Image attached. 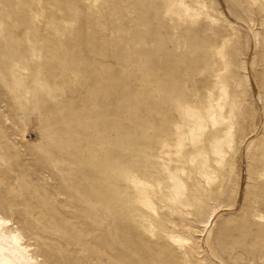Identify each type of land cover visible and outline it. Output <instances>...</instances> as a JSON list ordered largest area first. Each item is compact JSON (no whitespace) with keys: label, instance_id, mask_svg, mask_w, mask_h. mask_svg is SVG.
Returning a JSON list of instances; mask_svg holds the SVG:
<instances>
[{"label":"bare ground","instance_id":"bare-ground-1","mask_svg":"<svg viewBox=\"0 0 264 264\" xmlns=\"http://www.w3.org/2000/svg\"><path fill=\"white\" fill-rule=\"evenodd\" d=\"M254 1L237 2L233 6L235 9L224 4L222 14L217 13L221 16L215 14L218 16L215 25L225 27L231 31L229 34H233V38L227 40V33L226 41L234 39L236 42V51L233 48L234 54L229 56L223 43H215L217 46L206 43V48L196 45L198 50L189 59L187 55L172 53L175 49L173 46L169 48L171 42L169 47L166 46L169 38L161 34L159 40L165 46L156 50L146 66L147 71H160V75L156 77V90L151 86L145 87L146 98L137 94L134 79L125 75L118 66L117 60L131 54L130 50L117 49L105 42L104 58L90 65L91 59L85 55L94 53L97 34L90 35L89 41L84 42L72 39L66 31L62 32L61 38L70 48V61L80 68L92 66L96 69L90 85L79 78L76 79L78 83L75 81L79 97L95 103L97 109L90 119V127L100 131L97 141L88 132L84 136L89 154L81 155L79 163L82 177L90 179L100 190L101 199L112 207L115 234L110 254L112 264H184L186 256L193 260L192 264H207L198 255H205L211 264H231L220 252L229 249L231 238H240L238 232L242 224L230 220L240 204L242 192H235L227 183H230L232 174L235 177L242 171L244 163L248 168L253 165V171L264 174V65L260 71L255 69L257 50L261 46L260 34L256 21L241 19L236 12H251ZM193 9L194 5L190 8L187 0H135L134 4L143 24H147L151 13H157L160 20L168 18L175 22L174 27L187 18H195L197 15ZM28 17L31 19V14ZM77 31L78 38H81L84 28ZM242 31L247 33L251 48V56L245 60V66L242 64L247 71L244 78L240 76L238 67L241 64L239 53L246 39L243 38L242 42L243 36L238 37L235 33ZM147 36L148 33L143 36L144 41H147ZM169 41L173 42V39ZM111 58L115 66L111 65ZM260 59L264 64V53ZM51 67L60 73L56 66ZM97 68L98 76L110 81L107 87L97 83ZM251 70H256L254 79L258 92L253 97L259 107L258 120L254 126H249L251 129L245 135L240 157L236 153L235 134L238 127L243 122L248 123L249 116L258 110L253 106V110L247 112L254 102L249 99L251 96L248 97V90L254 92L250 83ZM82 71L77 75L84 76ZM201 73L206 74L204 83L195 80ZM68 80L63 74L62 82L67 83ZM188 83L192 85L190 90L186 88ZM100 93L110 97L108 104H101L98 99ZM78 102L77 98L64 96V103L69 107ZM124 112L129 113V121L122 120ZM53 123L67 135L74 130V122L68 114L55 117ZM257 147L258 155L251 165L250 155ZM57 194L68 196L67 207L77 209L76 214L82 217L80 205L75 199H70L74 195L67 192L63 183L59 184ZM209 202L207 217L200 222L195 241L189 237V216L205 210ZM194 204L196 206L191 210ZM7 205L0 196V207L5 209ZM59 215L62 212L54 213L55 217ZM82 224H85L86 233L94 231L87 221H82ZM233 229L236 230L234 235ZM103 234V239L94 242L93 250L99 243L107 244ZM257 235L253 236L257 239L252 238V241L263 246L264 230H258ZM27 237L0 210V264H49L56 259L55 254L48 255L46 251L45 258L40 257L43 253ZM215 239L217 249L214 248ZM258 253L262 255L260 250ZM233 264H240L239 256L235 257Z\"/></svg>","mask_w":264,"mask_h":264},{"label":"rangeland","instance_id":"rangeland-1","mask_svg":"<svg viewBox=\"0 0 264 264\" xmlns=\"http://www.w3.org/2000/svg\"><path fill=\"white\" fill-rule=\"evenodd\" d=\"M237 2L242 0H187L190 8L194 5L193 11H196L197 16L187 18L174 27L175 22L168 18L160 20L157 13H151L147 24H143L134 10L135 0H0V196L8 203V207H0V210L35 243L38 251L43 253L40 257L45 258L46 251L48 255L55 254L54 261L57 262L51 261L53 264H112L110 254L115 241L112 207L109 202L101 199V192L92 181L82 177L79 163L81 155L89 154L83 141L84 136L88 132L97 141L100 131L90 127V119L97 107L95 103L86 102L79 97L75 81L79 78L84 84L90 85L91 76L96 69L92 66L80 68L70 61V48L61 38L62 32L66 31L72 39L84 42L89 41L90 35L97 34L94 53L85 55L91 59L90 65L104 58L105 42L117 49L130 50L131 54L117 60L118 66L125 75L134 79L137 94L146 98L148 93L145 87L151 86L156 90V77L160 75V71H147L146 66L156 50L165 46L159 40L161 34L169 38L166 46L170 45V49L174 47L172 53H181L178 55L183 57L187 55L189 59L198 50L197 46L206 48V45L214 46L215 43H223L228 56L234 54L236 42L234 39L235 43L232 40L226 41L231 31L216 26L215 23L223 12L224 4H230L233 8ZM236 12L241 19H252L257 23L261 46L257 50L258 63L255 69L260 71L264 65L260 59L264 53V0H255L251 12ZM80 28H84V33L78 38L77 30ZM147 33L146 40L150 39V42L144 41L143 36ZM235 33L238 37L243 36L242 42L246 39L245 44L243 43L245 46L242 45L243 49L239 53L241 64L238 67V70L241 69L238 71L240 76L244 78L247 73L244 71L245 60L251 56L250 42L246 32ZM229 36L227 40L233 38V34ZM179 37L182 39L178 40ZM172 39L173 42L169 41ZM110 63L115 66L112 58ZM52 65L60 73L54 72ZM80 70L85 72L84 76L77 75ZM256 70H251L250 80L254 92L247 89L248 97L251 96L249 99L252 100L255 99L254 93L258 92L254 79ZM98 73L99 68L97 83L101 87H107L110 81L99 77ZM63 74L69 78L67 83L62 82ZM195 80L204 83L206 74L197 75ZM191 87V83L186 85L189 90ZM64 96L77 98L79 102L74 107H69L64 103ZM98 99L101 104H108L110 97L100 93ZM252 103L247 112L256 106L257 115L249 116V122H243L235 134L236 153L240 157L245 135L251 129L249 126H254L258 120L259 107L255 100ZM65 114L70 115L74 122V130L70 135L60 132L53 123L55 117ZM121 118L126 122L130 115L124 112ZM258 151L257 147L251 153V165L256 160ZM252 166L248 168L244 163L241 174L237 173L235 177L232 174L230 183H227L235 192H242L240 204L230 220L242 224L238 232L240 238H231L229 249L219 251L231 264L236 256L240 257V264H264V245L256 244L257 248L254 244L257 231L264 230V174L253 171ZM57 182L63 183L67 192L74 195L70 199H75L80 205L81 218L79 213L76 214L77 209L67 207L65 202L69 205L68 196L57 194ZM210 203L205 210L197 212L196 216H189L191 230L188 236L195 241L196 230L207 217ZM195 206L191 205V210ZM56 207L62 212L58 217L54 216L58 212ZM82 221H87L94 231L86 233ZM235 231L233 229V235L236 234ZM100 233H104L107 244L99 243L97 249H101L98 252L92 246L94 242L98 243L103 239ZM252 238L255 239L254 242ZM215 245L216 239L214 248L217 249ZM258 250L262 255H259ZM203 256L197 257L211 264ZM185 258L184 264L193 263L189 256Z\"/></svg>","mask_w":264,"mask_h":264}]
</instances>
